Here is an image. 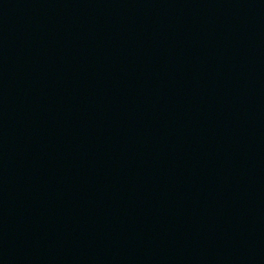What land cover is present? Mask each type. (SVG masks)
Instances as JSON below:
<instances>
[{"label":"water","instance_id":"1","mask_svg":"<svg viewBox=\"0 0 264 264\" xmlns=\"http://www.w3.org/2000/svg\"><path fill=\"white\" fill-rule=\"evenodd\" d=\"M0 264H264V0H0Z\"/></svg>","mask_w":264,"mask_h":264}]
</instances>
